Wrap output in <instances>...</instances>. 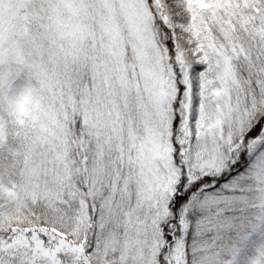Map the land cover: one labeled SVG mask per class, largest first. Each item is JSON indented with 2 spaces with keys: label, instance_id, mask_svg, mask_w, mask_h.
Segmentation results:
<instances>
[{
  "label": "snow or ice",
  "instance_id": "snow-or-ice-1",
  "mask_svg": "<svg viewBox=\"0 0 264 264\" xmlns=\"http://www.w3.org/2000/svg\"><path fill=\"white\" fill-rule=\"evenodd\" d=\"M253 236L264 0H0V264H239Z\"/></svg>",
  "mask_w": 264,
  "mask_h": 264
},
{
  "label": "rangeland",
  "instance_id": "rangeland-1",
  "mask_svg": "<svg viewBox=\"0 0 264 264\" xmlns=\"http://www.w3.org/2000/svg\"><path fill=\"white\" fill-rule=\"evenodd\" d=\"M264 244V239H261L260 236H253L248 247L241 254L239 264H251V261L255 259L257 255V248Z\"/></svg>",
  "mask_w": 264,
  "mask_h": 264
},
{
  "label": "clouds",
  "instance_id": "clouds-1",
  "mask_svg": "<svg viewBox=\"0 0 264 264\" xmlns=\"http://www.w3.org/2000/svg\"><path fill=\"white\" fill-rule=\"evenodd\" d=\"M30 103V100L28 98H25V100L19 105V110L27 115L28 114V104Z\"/></svg>",
  "mask_w": 264,
  "mask_h": 264
}]
</instances>
